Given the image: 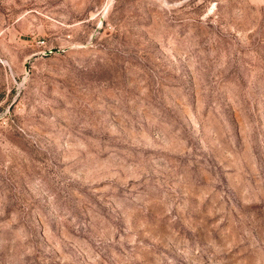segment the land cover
I'll return each instance as SVG.
<instances>
[{
    "label": "rangeland",
    "instance_id": "1",
    "mask_svg": "<svg viewBox=\"0 0 264 264\" xmlns=\"http://www.w3.org/2000/svg\"><path fill=\"white\" fill-rule=\"evenodd\" d=\"M0 264H264V0H0Z\"/></svg>",
    "mask_w": 264,
    "mask_h": 264
},
{
    "label": "water",
    "instance_id": "2",
    "mask_svg": "<svg viewBox=\"0 0 264 264\" xmlns=\"http://www.w3.org/2000/svg\"><path fill=\"white\" fill-rule=\"evenodd\" d=\"M53 50H50L49 53H51Z\"/></svg>",
    "mask_w": 264,
    "mask_h": 264
}]
</instances>
